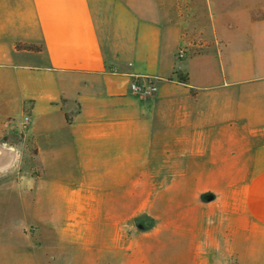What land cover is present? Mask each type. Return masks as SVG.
Returning a JSON list of instances; mask_svg holds the SVG:
<instances>
[{"label":"crops","instance_id":"obj_1","mask_svg":"<svg viewBox=\"0 0 264 264\" xmlns=\"http://www.w3.org/2000/svg\"><path fill=\"white\" fill-rule=\"evenodd\" d=\"M210 1L198 40L212 48L180 61L190 0H0V92L34 116L26 137L68 206L55 219L111 200L92 190L111 177L129 188L119 204L150 202L154 217L165 185L169 264H264V0ZM135 80L157 93L132 95ZM16 155L0 147V173Z\"/></svg>","mask_w":264,"mask_h":264},{"label":"rangeland","instance_id":"obj_2","mask_svg":"<svg viewBox=\"0 0 264 264\" xmlns=\"http://www.w3.org/2000/svg\"><path fill=\"white\" fill-rule=\"evenodd\" d=\"M221 1L223 6L219 11L223 12L229 7L247 6L246 0H231L233 3L229 5ZM190 10L189 25L184 27L187 42L175 51L180 61L212 48L211 43L202 48L204 44L198 40V34L205 30L201 25L215 15V3L207 0L205 6L204 0H190ZM174 75L172 80L180 82L181 76L188 82L184 73ZM133 83L141 86V93L131 92ZM129 91L149 99L157 93V87L153 81L135 80L130 83ZM0 94V147L17 148L13 167L0 173V264H169L166 228L168 209L173 204L168 201L166 186L159 188L158 212L154 217H151L150 202L121 203L125 207L122 209L119 198L129 188L111 177L105 178L103 184L92 186L96 195L105 193L111 200L102 204L80 202L76 219H55L53 215L59 217L61 211L66 213L68 206L54 203L55 195L51 192L54 188L45 184L37 146L26 137L28 124L24 125V118L34 116L28 105L14 106L7 93ZM46 157L54 163L53 157ZM93 173L97 179L101 175L100 171ZM190 189L187 187L185 193L179 190V197L190 194ZM52 197L53 201L47 199ZM190 205L189 199L174 204L178 226L182 225L183 209ZM122 210L125 213L120 214L126 217H115Z\"/></svg>","mask_w":264,"mask_h":264},{"label":"built area","instance_id":"obj_3","mask_svg":"<svg viewBox=\"0 0 264 264\" xmlns=\"http://www.w3.org/2000/svg\"><path fill=\"white\" fill-rule=\"evenodd\" d=\"M130 89H131V92H132L134 95L139 94V93L142 92V88H141V86H140L139 84H137V83H133V84H131ZM152 90H155V88H152ZM28 122H29V119H28L27 117L24 118V125H27Z\"/></svg>","mask_w":264,"mask_h":264},{"label":"trees","instance_id":"obj_4","mask_svg":"<svg viewBox=\"0 0 264 264\" xmlns=\"http://www.w3.org/2000/svg\"><path fill=\"white\" fill-rule=\"evenodd\" d=\"M16 49L17 50H25V51H38L39 50V48H37V47H33V46H25V45H18L17 47H16ZM179 80H180V82H182V83H185V81L186 80H183L182 78H181V76H179Z\"/></svg>","mask_w":264,"mask_h":264}]
</instances>
